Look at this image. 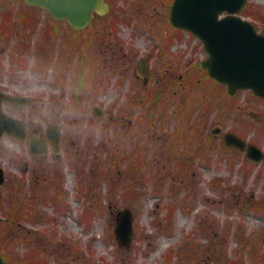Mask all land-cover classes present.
Returning <instances> with one entry per match:
<instances>
[{
  "label": "rangeland",
  "instance_id": "1",
  "mask_svg": "<svg viewBox=\"0 0 264 264\" xmlns=\"http://www.w3.org/2000/svg\"><path fill=\"white\" fill-rule=\"evenodd\" d=\"M171 1L111 0L75 30L45 8L0 0V89L27 98L22 109L3 102L28 129L25 140H0L10 261L264 264V159L224 141L235 132L264 151V98L232 96L195 67L207 53L171 24ZM241 14L264 33V0ZM54 123L60 150L48 140L33 155L28 137ZM125 208L130 246L115 235Z\"/></svg>",
  "mask_w": 264,
  "mask_h": 264
},
{
  "label": "water",
  "instance_id": "2",
  "mask_svg": "<svg viewBox=\"0 0 264 264\" xmlns=\"http://www.w3.org/2000/svg\"><path fill=\"white\" fill-rule=\"evenodd\" d=\"M47 8L56 18H67L75 27H85L94 17L93 12L106 13L109 10L105 0H26ZM248 0H174L171 9V22L178 27L188 29L204 42L208 57L202 65L209 74L228 86L230 94L239 89L250 88L264 97V34L255 24L239 15ZM226 12L225 16H221ZM6 99L23 108L25 97H15L0 90V139L5 131L24 139L26 123L3 111ZM48 136L55 150H59L60 129L58 125L48 128ZM226 143L245 147L243 139L234 133H227ZM31 149L44 154L47 142L43 132L30 139ZM248 156L260 160L263 151L249 145ZM4 171L0 168V183H3ZM116 237L125 246H130L133 238V213L126 208L117 214ZM0 264H18L8 262L0 254Z\"/></svg>",
  "mask_w": 264,
  "mask_h": 264
},
{
  "label": "trees",
  "instance_id": "3",
  "mask_svg": "<svg viewBox=\"0 0 264 264\" xmlns=\"http://www.w3.org/2000/svg\"><path fill=\"white\" fill-rule=\"evenodd\" d=\"M4 216L6 219L11 218V216L8 213H6ZM8 248L9 247L5 246L4 243L0 242V253H3V251L5 252V251L9 250ZM3 255L6 257V255L4 253H3ZM13 262H20L22 264H40L38 262L31 260V257L29 258L28 256L22 257L20 260H14Z\"/></svg>",
  "mask_w": 264,
  "mask_h": 264
},
{
  "label": "flooded vegetation",
  "instance_id": "4",
  "mask_svg": "<svg viewBox=\"0 0 264 264\" xmlns=\"http://www.w3.org/2000/svg\"><path fill=\"white\" fill-rule=\"evenodd\" d=\"M182 76V75H181Z\"/></svg>",
  "mask_w": 264,
  "mask_h": 264
}]
</instances>
